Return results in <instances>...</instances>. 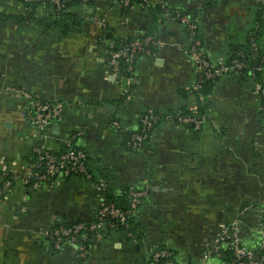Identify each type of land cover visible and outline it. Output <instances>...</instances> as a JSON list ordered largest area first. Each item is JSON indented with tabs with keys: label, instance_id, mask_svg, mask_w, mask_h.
Masks as SVG:
<instances>
[{
	"label": "crops",
	"instance_id": "crops-1",
	"mask_svg": "<svg viewBox=\"0 0 264 264\" xmlns=\"http://www.w3.org/2000/svg\"><path fill=\"white\" fill-rule=\"evenodd\" d=\"M118 3L86 0L71 7L72 27L65 32L46 3L0 0V179L25 166L37 142L59 150L72 136L94 176L57 179L49 189L13 183L0 199V264H152L157 248L175 253L177 264H190L213 241L217 223L249 205L253 211L240 218L242 242L253 248L260 240L264 123L250 81L218 77L196 133L164 120L141 151L130 136L147 109L166 114L197 107L179 17L196 20L205 56L217 64L254 33L264 49V0H157L158 13L135 3L125 15ZM145 35L160 45L140 55L129 76L113 75L110 47ZM28 96L62 105L61 118L42 136L23 116ZM99 180L116 197L146 191L133 221L135 237L106 228L84 258L70 243L56 249L42 232L55 222H92Z\"/></svg>",
	"mask_w": 264,
	"mask_h": 264
},
{
	"label": "built area",
	"instance_id": "built-area-1",
	"mask_svg": "<svg viewBox=\"0 0 264 264\" xmlns=\"http://www.w3.org/2000/svg\"><path fill=\"white\" fill-rule=\"evenodd\" d=\"M25 3L39 2L48 3L55 6L56 10L61 11L64 8V2L67 0H23ZM146 4H153V0H144ZM121 9L130 6V0H119ZM182 24L187 44L183 53L190 59L196 74V81L204 79L213 80L225 73L232 72L243 68L244 64L238 59H231L229 62L223 61L217 64L207 59L202 49L201 39L199 38V28L195 19L189 15L179 17ZM96 24L99 28L104 27L102 20H97ZM252 46H256L253 39L250 40ZM160 45L152 36H146L142 39H133L123 43L121 47H110L108 53V64L113 75L119 74V63L124 61L126 70L131 73L134 60L140 55L150 54L151 51ZM152 48V50H150ZM255 91L258 97L264 100V88L256 84ZM24 96L25 93H23ZM30 100L29 107L24 111V118L31 124L32 128L40 136L49 130L54 122L61 118L62 105L57 101H44L37 97L28 96ZM194 111V109H193ZM261 118L264 123V101L259 108ZM157 116L152 110H145L139 120L138 129L131 134L130 144L134 150L141 151L145 149L144 142L148 138V130L156 122ZM170 121V119H167ZM180 125L192 124L195 130H199L205 123V118L182 117L179 118ZM74 138V139H73ZM77 137L72 136L67 139L64 146L67 147L59 156L50 153V148L44 143L37 142L31 148V158H35V162L25 164L17 171H4L0 179V199L7 194L13 183L20 182L26 188L37 187L49 189L52 187L54 180H63L73 175H84L85 179L90 178L87 172V166L84 163L86 158V150L74 141ZM107 190V183L99 180L96 184V194L99 200V207L95 214V218L89 224L82 222L68 225L59 222L60 226H52L43 231V235L50 239L56 249H60L63 243H70L75 246L77 253L81 258L87 256V242L91 237L103 229L107 225L108 220L117 221L128 227V220L138 211L145 190H130L128 193V208L122 210L113 203H107L103 196V192ZM264 202V200H263ZM262 210L257 214L256 222L260 229V240L253 248L246 247L241 238V221L240 218L253 211V206H245L237 214L227 221L218 222L216 233L213 241L207 244L201 251L198 260L190 264H208L209 261L218 260L219 263L213 264H264V217ZM66 224V225H65ZM173 252L165 248H157L151 254L153 263L161 259L166 260V264H177L174 261ZM224 260L223 262H220Z\"/></svg>",
	"mask_w": 264,
	"mask_h": 264
},
{
	"label": "trees",
	"instance_id": "trees-1",
	"mask_svg": "<svg viewBox=\"0 0 264 264\" xmlns=\"http://www.w3.org/2000/svg\"><path fill=\"white\" fill-rule=\"evenodd\" d=\"M21 1H23V0H21ZM85 1L86 0H67L66 2H64V8L61 11L56 10L55 6H53L51 4H48V3H46V4L51 6V9L53 11V15L55 17V23L58 25L59 28H61L63 31L66 32L69 29H71L72 26H70V24H72V22H73L72 14L70 12V8L73 6H76L78 4H84ZM156 2H157V0H153V4H146V3H144V0H130V6L127 7L126 9H122L121 13L123 15H125L126 12L128 11V9L135 3L146 4L158 13L159 4ZM38 3L39 2H31V3H26V4L30 7H33V6L37 5ZM183 15H188V14H183ZM183 15H181V16H183ZM146 36H151V35L135 36V37L130 38L129 41H131L133 39H139V38L142 39ZM251 39L254 40L256 46H252L251 41H249L248 43H246L244 45H240L237 47L235 46L231 49V55L226 60V62H229L231 59L236 58L244 64L243 68H241L239 70H233L232 72H228V73H225L223 75H230L232 77L238 78L239 80L240 79L241 80L246 79V80L250 81L253 84V86H255L256 84H259L264 88V49H262L260 46L258 33L252 34ZM122 43L125 44L126 41H122ZM150 50H152V48H150ZM135 60H134V62H135ZM133 65H134V63H133ZM118 68H119V74H118L119 77H122V76L127 77L130 75V73L126 70L127 67H126V64L124 61H121L119 63ZM218 77H220V76H218ZM218 77L214 78L213 80L204 79V80L199 81V82L196 81L195 84L191 87L190 93L194 94L197 98V107L194 109V111H193V109L183 108L179 111L168 112L166 114H158V113L153 112L157 116V120L152 125L151 129L148 130V138L144 142V144L146 145L147 142H149V139H150V136H151L153 129L159 123H161L164 120L170 119L171 122H173L175 124H180L179 118H182V117H194V118H198V119H201V118L206 119V117H207L206 115H207V111H208V105H207L206 100H207L208 96L213 92L214 83ZM263 101L264 100L262 98H260L261 104L263 103ZM185 126L187 128H189V130H191L192 132L194 131L196 133L198 131V130L194 129V126L192 124H187ZM65 149H67V147H65L63 145L59 150H50V153L55 155V156H59ZM32 154L33 153L30 150V153L26 159V164H30V163L35 162V158L34 159L31 158ZM86 155H87V153H86ZM84 163L87 166V172L90 176V178L88 180L94 179L92 169H91L90 164H89L88 155L86 156ZM73 176L81 177V178L85 179L84 175H73ZM69 177H71V176H69ZM103 196H104L105 201L107 203H113L115 206H117L118 208H120L122 210H126L128 208V200H129L128 194L126 195V197L125 196L116 197V196H113L111 193H109L106 190L105 192H103ZM135 216H136V214L129 217L127 228H125L124 225L120 224L117 221L108 220L107 225L101 230H104L107 228V230L108 229H114L117 231H123V232L129 234L131 237L134 238L135 237V226H134L133 221H134ZM58 223L59 222H55L54 225H52V226L53 227L54 226L55 227L60 226ZM76 223H78V222H76ZM66 224L65 225L68 226V225H72L74 223H71V224L66 223ZM95 236H97V235L96 234L93 235L91 237L90 241L87 242V244H86L87 251L90 250L92 239ZM173 256H175L174 261L176 263L177 260H176L175 253H173ZM223 261L224 260H221L220 262H223ZM152 264H166V260L161 259L156 263H153V261H152Z\"/></svg>",
	"mask_w": 264,
	"mask_h": 264
},
{
	"label": "rangeland",
	"instance_id": "rangeland-1",
	"mask_svg": "<svg viewBox=\"0 0 264 264\" xmlns=\"http://www.w3.org/2000/svg\"><path fill=\"white\" fill-rule=\"evenodd\" d=\"M214 262H215V263H219V261H218V260H215Z\"/></svg>",
	"mask_w": 264,
	"mask_h": 264
},
{
	"label": "water",
	"instance_id": "water-1",
	"mask_svg": "<svg viewBox=\"0 0 264 264\" xmlns=\"http://www.w3.org/2000/svg\"><path fill=\"white\" fill-rule=\"evenodd\" d=\"M121 47V46H120Z\"/></svg>",
	"mask_w": 264,
	"mask_h": 264
}]
</instances>
